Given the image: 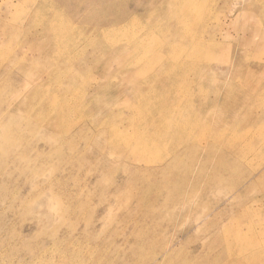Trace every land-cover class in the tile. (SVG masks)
Listing matches in <instances>:
<instances>
[{
  "label": "rangeland",
  "instance_id": "rangeland-1",
  "mask_svg": "<svg viewBox=\"0 0 264 264\" xmlns=\"http://www.w3.org/2000/svg\"><path fill=\"white\" fill-rule=\"evenodd\" d=\"M152 1L0 0V264H264L262 194L234 192L226 147L264 119L225 112L248 86L264 108V0H198L201 68L169 93L139 72L169 48ZM189 93L220 97L187 123Z\"/></svg>",
  "mask_w": 264,
  "mask_h": 264
},
{
  "label": "bare ground",
  "instance_id": "bare-ground-1",
  "mask_svg": "<svg viewBox=\"0 0 264 264\" xmlns=\"http://www.w3.org/2000/svg\"><path fill=\"white\" fill-rule=\"evenodd\" d=\"M258 4H260V3H258ZM164 5H166V8H164ZM199 5H200V3L198 2V0H153L150 4V6L153 7L152 9H150V8L146 9L145 6H143L145 8L144 11H147V12L156 11V12L162 13V15L167 14L166 17L169 19L167 26L164 27L167 29V33H168L167 34V44L169 47L168 50L167 51L164 50L163 52L157 53L156 56L153 58L155 64L154 65H147L139 71L142 74V76H144L150 72H153L154 74L157 73L156 84L158 85V89L163 90L165 93H169L170 90H174V92H175V89H176V87H178V84H179L178 78L180 77V74H182L183 72L189 71V72L197 73L198 71H200V68H201L200 54H197V51H198V48L201 47V44L204 43L205 40L203 38H201L200 36H198V32L196 30L197 28H199V26L201 24V17H200L201 15L196 16L197 13H198V15L200 13V11H197V10L201 9V6H202L201 5L199 8ZM130 14H131V12H130ZM130 14H127L126 17ZM136 14H135V16H136ZM162 17L164 18L165 16H162ZM55 19H57V18H55ZM61 20H63V19H61ZM124 20H123V22H124ZM57 21H59V19H57ZM45 22H46V20H45ZM117 22H119V21L117 20ZM117 24H119V23H117ZM117 24H115V25H117ZM44 27H46V26H44ZM107 27H108V25H107ZM110 27H108V28H110ZM117 27H119V25ZM111 29H112V27H111ZM115 31H117V30H115ZM105 33H106V31H105ZM63 41H64V39H63ZM210 42H212V41H210ZM57 45L59 46V43ZM210 45L213 49L217 48V44L215 42L210 43ZM234 55H235V52H234ZM241 62H242V60H241ZM247 88H248V92H245L246 96L243 97L240 101H238L237 98H233L232 91H230V90L228 91L226 98H227V101H229V103H228L229 107L226 109L225 112L226 113L231 112V114H233L240 107H247L248 106L250 110L245 115L244 122L246 123L245 124L246 126H249V125L251 126L253 124H257L258 122H260L261 120L264 119V108L260 113L256 112V114H255L253 112L254 109L252 110V104L255 105V102L251 103V100H252V98L255 99L256 93H255V90L251 89L249 86ZM52 93H54V92H52ZM140 95L143 96L144 94H140ZM219 97L220 96L218 95L217 97L210 99V98H204V96L200 95V97H199L200 101H198L199 107H197L195 102H193L194 95L189 93L186 101H184V103L182 104V106L179 109V112H178L179 120H187V123H192L195 120L194 115H196V118H198V116L202 117L203 115H206V116L210 115L212 113L211 107L218 103ZM35 99H36V97H35ZM166 99L167 98H165V100ZM209 104H211V105H209ZM220 122L223 123V120H220ZM199 124H200V121L196 123L197 126H199ZM231 135H234V134L231 133ZM232 138H234V137H232ZM145 142H146V140L142 139L139 143L144 144ZM226 147L230 151L234 152L235 154L237 153L238 156L242 155L243 159L247 163L246 168H244L242 172L239 171L240 177H235L236 179L234 182V187H235L234 192L235 193L239 192L240 189H242L243 187L245 188V186L250 188L252 182H248V180L256 178L255 181L258 184V187L260 188V191L262 194V197L256 199V202L260 204V206H259L260 208H258L259 213H260L261 217L263 216L262 218H264V157H263V159H257V153H261L263 148H264V131H262V133L252 134L244 142L240 141L239 143H233V144H230L229 146L226 145ZM250 209L255 210V211L258 210L256 208L254 209L252 207ZM247 211L250 212L249 209H247ZM261 212H263V214H261ZM259 219H261V218L259 217ZM229 226H231V224L228 223V224H225L223 227L227 228ZM255 235H256V233H255ZM243 237L244 236H242V235H241V237L237 236V239L239 240V242L242 240H245V238H243ZM235 240H236V238H235ZM258 251L260 252L261 258H262L263 263H264V250L259 249ZM258 260L259 259H256V261H258Z\"/></svg>",
  "mask_w": 264,
  "mask_h": 264
}]
</instances>
